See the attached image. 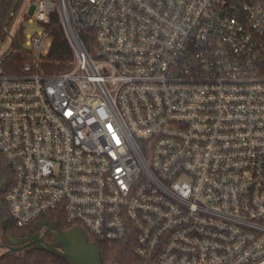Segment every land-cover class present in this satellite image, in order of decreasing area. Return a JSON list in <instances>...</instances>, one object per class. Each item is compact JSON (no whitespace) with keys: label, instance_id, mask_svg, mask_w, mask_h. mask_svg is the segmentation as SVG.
<instances>
[{"label":"built area","instance_id":"obj_1","mask_svg":"<svg viewBox=\"0 0 264 264\" xmlns=\"http://www.w3.org/2000/svg\"><path fill=\"white\" fill-rule=\"evenodd\" d=\"M55 13L75 61L50 75ZM30 15V62L13 75L0 57L12 223L129 243L110 264H264V0H34Z\"/></svg>","mask_w":264,"mask_h":264},{"label":"trees","instance_id":"obj_2","mask_svg":"<svg viewBox=\"0 0 264 264\" xmlns=\"http://www.w3.org/2000/svg\"><path fill=\"white\" fill-rule=\"evenodd\" d=\"M16 0H6L0 5V15H5L12 9ZM46 29L52 38V46L48 54L39 61V71L44 74H60L69 71L75 61V53L68 39V36L61 23L57 13L51 16V21L46 25ZM78 35L89 53L93 52L96 45L95 31L92 29L78 30ZM26 62H30L29 56L20 42L14 41L12 50L6 55L2 67L9 74L22 73L23 66ZM14 182V174L7 159L0 153V246L4 252L0 254V264H67L59 257L52 255L44 250L28 247L17 251H9L5 245L8 244L7 236H15L17 238H27L31 236L36 229V223H32L26 227H16L9 215V209L5 201V195ZM51 219V218H44ZM43 219V220H44ZM52 220V219H51ZM7 221L6 230L3 229V223ZM62 230H70L60 221H56ZM47 242H53L51 236L46 238ZM91 243H95L89 238ZM101 248V257L104 264L114 262H125L132 258L131 246L126 242L104 243L99 245Z\"/></svg>","mask_w":264,"mask_h":264},{"label":"water","instance_id":"obj_3","mask_svg":"<svg viewBox=\"0 0 264 264\" xmlns=\"http://www.w3.org/2000/svg\"><path fill=\"white\" fill-rule=\"evenodd\" d=\"M7 224V221L3 223L4 230H6ZM44 227H47L48 231L54 232L55 242H46L44 235L39 233L28 239L8 235L7 239L11 245L9 251L35 247L59 257L67 264H103L100 246L92 244L81 228L74 227L64 231L56 223L39 222L36 225L38 231H41ZM18 245H21V247H16Z\"/></svg>","mask_w":264,"mask_h":264},{"label":"rangeland","instance_id":"obj_4","mask_svg":"<svg viewBox=\"0 0 264 264\" xmlns=\"http://www.w3.org/2000/svg\"><path fill=\"white\" fill-rule=\"evenodd\" d=\"M34 4V0H20L16 7V17H14L11 26L8 29L7 34H3L1 36L0 41V57L8 54L13 47V40L20 42L23 45L24 49L30 50L29 47L25 43V37L34 35L36 32L44 30V27L37 23L36 21L31 23L28 20L30 15L31 6ZM35 20L36 17L32 16ZM4 252V249L0 246V254Z\"/></svg>","mask_w":264,"mask_h":264},{"label":"flooded vegetation","instance_id":"obj_5","mask_svg":"<svg viewBox=\"0 0 264 264\" xmlns=\"http://www.w3.org/2000/svg\"><path fill=\"white\" fill-rule=\"evenodd\" d=\"M40 222H43V223H46V222H48V223H56L55 221H53V220H51V219H44V220H42V221H40ZM62 223V222H61ZM37 225V224H36ZM58 225V224H57ZM59 227V226H58ZM61 229V228H60ZM62 230V229H61ZM40 234V235H44V237H45V240H46V238L48 237V236H51V237H53V234H54V232H52V231H48V228L47 227H44L41 231H38L37 229H35V232L31 235V236H29V237H27V238H22V239H28V238H30V237H32L33 235H36V234ZM54 239V238H53ZM47 242V241H46ZM53 242H55V240L53 241ZM53 242H50V243H53ZM49 243V242H48ZM5 247H6V249H9L10 247H11V245H10V243L8 242V244H6L5 245ZM16 247H21V245H18V246H16Z\"/></svg>","mask_w":264,"mask_h":264},{"label":"snow or ice","instance_id":"obj_6","mask_svg":"<svg viewBox=\"0 0 264 264\" xmlns=\"http://www.w3.org/2000/svg\"><path fill=\"white\" fill-rule=\"evenodd\" d=\"M117 143H119V141L117 140Z\"/></svg>","mask_w":264,"mask_h":264}]
</instances>
